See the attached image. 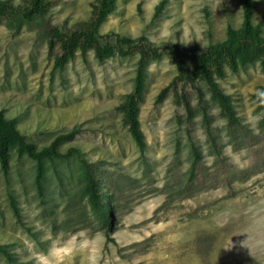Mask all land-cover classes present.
Wrapping results in <instances>:
<instances>
[{
    "label": "rangeland",
    "instance_id": "obj_1",
    "mask_svg": "<svg viewBox=\"0 0 264 264\" xmlns=\"http://www.w3.org/2000/svg\"><path fill=\"white\" fill-rule=\"evenodd\" d=\"M91 1L59 0L48 13L50 23L86 21ZM160 1L116 0L99 32L205 47L242 22L238 0H166L154 17ZM252 5L253 24L264 36V0ZM137 60L133 54L98 63L90 52L59 69L47 56L42 33L22 27L12 37L0 26V110L37 148L77 129L61 152L75 147L93 164L114 207L108 225L94 217L81 191V156L43 160L38 189L36 162L11 151L0 162V244L11 259L0 253V264H264V136L258 126L263 109L252 98L264 86V67L247 66L221 83L250 131L249 144L242 135L227 136L205 93L227 175L214 172L194 101L189 128L208 185L184 193L190 164L186 126L174 118L169 98L156 100L176 75L167 52L146 66L137 117L143 153L115 110L133 88Z\"/></svg>",
    "mask_w": 264,
    "mask_h": 264
},
{
    "label": "trees",
    "instance_id": "obj_2",
    "mask_svg": "<svg viewBox=\"0 0 264 264\" xmlns=\"http://www.w3.org/2000/svg\"><path fill=\"white\" fill-rule=\"evenodd\" d=\"M59 0H20L14 4L11 0H0V26H5L10 36H15L22 27L43 34L46 39V53L52 59L54 67L63 69L65 65L79 54L82 60L92 53L98 63L109 58H124L138 55L132 90L125 95L115 110L120 113L122 126L129 133L139 152L145 149V140L138 122V108L143 100V82L147 63L158 60L165 51L171 57L176 75L164 86L156 96L158 102L169 98L174 109V118L186 126V136L189 146V169L183 185V192L205 188L207 176L202 162V154L189 128L194 117V106L202 117L206 141L213 156L215 173L227 175V161L222 154L219 134L212 128V119L207 108L205 93L215 104L219 115L225 121L227 136L234 139L235 134L242 135L244 142L251 143L252 136L237 114L231 97L224 92L221 83L228 74H236L247 66L258 64L264 67V36L260 27L253 24L254 8L252 0H238L242 10V22L239 28L227 26L225 38L221 42L199 47L196 44L183 45L171 41L152 43L143 37L129 39L116 32H99L106 18L116 7V0H92L90 13L86 21L68 25L66 22L52 24L48 18L50 9ZM167 1L161 0L154 9V17L161 15ZM257 106L263 109V116L258 126L264 136V86L252 95ZM77 129L61 133L42 148L26 142L17 128L14 119L6 118L0 110V162L6 163L11 151L18 155L24 154L36 162V185L41 186L43 175V160L81 156V152L70 147L65 153L61 147L70 143ZM83 169L82 192L86 195L94 217L103 225L109 224L114 207L104 186L99 182L95 168L91 162L80 158ZM226 185L229 180L225 179ZM12 209L18 218L17 209L12 203ZM0 253L11 259L9 252L0 244Z\"/></svg>",
    "mask_w": 264,
    "mask_h": 264
}]
</instances>
